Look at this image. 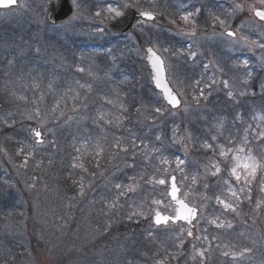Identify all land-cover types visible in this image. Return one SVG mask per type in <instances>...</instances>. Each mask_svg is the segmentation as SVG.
I'll return each mask as SVG.
<instances>
[{
  "label": "rangeland",
  "instance_id": "374dc122",
  "mask_svg": "<svg viewBox=\"0 0 264 264\" xmlns=\"http://www.w3.org/2000/svg\"><path fill=\"white\" fill-rule=\"evenodd\" d=\"M70 1L73 17L56 26L45 20L49 0H20L14 10L0 11V117L8 121L0 120V264H158L155 260L172 264L179 255L182 264H264V191L255 182L264 177V169L250 185L229 180L241 138L247 137L243 153L250 150L264 163V139H257L264 131V89L259 87L264 84V48L250 49L241 39L264 43V24L254 17V9H264V4L135 0V9L158 12L162 19L157 25H138L134 33L120 38L107 31L113 19L107 9L125 11L129 9L124 8L125 0ZM195 3L206 8L229 5V12L219 11H227L224 26L216 19L223 20L222 14L211 18L212 26H200L202 16L197 15L190 18L195 25L186 24L181 16L195 12L191 9ZM237 4L242 10L235 9ZM240 14L245 26H231ZM100 28L103 31H97ZM228 28H234L240 40L227 36ZM192 31L195 35L185 34ZM147 46L162 56L168 80L184 101L177 112L167 108L154 88L145 64ZM202 63L210 70L205 67L203 78L197 79L192 69L197 74ZM242 65L253 73L241 75L237 66ZM41 94L43 102L33 104ZM77 94L79 99L74 100ZM21 95L27 103L17 99ZM57 101L60 109L53 115ZM36 107L40 117L29 119ZM157 107L162 114L155 112ZM36 127L46 136L40 145L30 131ZM117 142L128 152L114 147ZM218 145L226 152L232 149L227 159L219 156ZM20 148L33 153L24 168L20 167L24 155L17 154ZM238 155L243 162L245 156ZM162 158L169 163H162ZM177 158L184 160L183 171L176 167ZM80 164L83 168L73 167ZM213 164L221 168L217 175L211 174ZM239 172L243 175V168ZM172 174L179 177L184 198L201 210L193 236L187 235L185 226L159 233L161 229L152 224L155 211H174L167 200ZM153 178L166 183L150 182ZM117 184L122 187L117 189ZM127 185L135 190L127 192ZM241 188L246 206L238 210L237 218L242 223H236L239 220L230 212L221 220L214 200L223 193L222 198L236 202L231 191ZM249 188L251 200L246 198ZM256 192L260 194L254 196ZM113 202L118 207L108 208ZM133 212L143 215L128 219ZM217 217L224 227L210 223ZM245 248L251 251L236 259L223 255Z\"/></svg>",
  "mask_w": 264,
  "mask_h": 264
},
{
  "label": "snow or ice",
  "instance_id": "6c2138e0",
  "mask_svg": "<svg viewBox=\"0 0 264 264\" xmlns=\"http://www.w3.org/2000/svg\"><path fill=\"white\" fill-rule=\"evenodd\" d=\"M50 3H52V0H49ZM260 2L262 4H264V0H260ZM73 3H75V0H73ZM17 4V0H0V8H11L13 6H15ZM137 7V3L134 2L133 3H128L127 0H125V4H124V8H135ZM235 9H240L242 10V6L237 4L235 6ZM108 13H110L113 17V19L118 18V17H123L125 15V12L122 11L119 7H112L109 6L107 9ZM201 12V9L197 8L195 10V12H188L185 15L181 16V19L187 24L189 22H191L193 25H195V20H191L190 18L198 15ZM254 15L256 17H258L261 21H264V10H259V9H254ZM96 16L99 17L101 16V12L97 11L96 12ZM139 16L144 18L145 20H154L156 19V16L153 12L150 11H140L139 12ZM217 20H219L220 25L223 27L224 26V21L220 20L219 17H216ZM173 23H175V21H172ZM97 31H103L102 28L97 29ZM187 35H195V32H189V33H185ZM226 34L230 37H234L236 35L235 32L227 30L226 29ZM241 39H243L245 42H247L249 44V48L251 49V47L255 46V47H260V48H264V43H259L257 44V42L255 40L252 41H248L247 37H242ZM164 51H168V49H164ZM147 53H148V60L151 64L152 70H153V80L155 82L156 88L160 90L161 94L163 95L164 99L166 100L167 104L169 106H171L172 108H177L180 105V99L178 97V94L176 92L173 91L172 88L169 87V82L166 76V69H165V61L161 58L160 55L157 54V52L153 49V48H148L147 49ZM193 57L195 56V53H192ZM247 62H245L246 64ZM205 67L207 68V65H205ZM79 71H84V69H78ZM247 83V81H245ZM199 83V82H197ZM213 83H215V81H213ZM224 86L228 87V82L224 81ZM39 86L37 84H33V88H38ZM49 87H51V83L49 84ZM80 87H85L84 85H81ZM90 88V86H88ZM261 89H264V84H261L259 86ZM245 93H241V95H244ZM201 97H203V90H201L200 92ZM229 97H231L232 93L229 92L228 93ZM253 95H255V90L253 91ZM74 100H78L79 99V94H77L76 96L72 97ZM17 99L24 101L25 103L28 102V98L24 95H21L19 97H17ZM44 99L43 94L40 95V97L34 98L32 103L33 104H39L42 103ZM196 102L199 103V98H195ZM206 99V97H205ZM109 103H111V101H109ZM60 109V102L57 101V103L53 106V108L51 109V112L53 113V115L57 112V110ZM73 110H76L75 104L73 105ZM156 113H161L162 114V109L157 107L155 109ZM10 115V114H9ZM41 113H40V108L36 107L33 109V114L29 116V119H36L38 117H40ZM60 115H64L63 110H60ZM100 119H103V114L99 117ZM69 119H71V117H69ZM0 120L3 121L4 124H7L8 121L6 119H4L3 117H0ZM109 123H111V121H108ZM41 123H43V121H41ZM30 131L33 134V137L36 141V144H42L44 142L43 137H42V133L39 130V128H33L30 129ZM157 139H160V137H157ZM216 138L213 137V140H215ZM257 139H264V131H261L258 133L257 135ZM245 140H247V137H245ZM179 142V141H177ZM207 148H211L212 145L211 144H205L204 145ZM114 147L118 148L120 152H128V148L126 146H121L119 142L116 143V145H114ZM220 151H219V156L223 157L224 159H227V155L228 152L232 151V149H228V152L225 151V147L224 145H218ZM77 151H79V149H77ZM103 150L100 149L97 152V155H100V153ZM237 152L243 153L245 151V149L243 147H239L236 149ZM18 155L23 154L24 155V159L22 161V163L20 164L21 168H24L28 165L29 162V158H31L33 156V153L31 151L29 152H25L24 148H20L17 152ZM233 159L237 162L233 167H231L230 169V175L232 177L235 178L236 182L239 183L241 181V179L244 180L246 185H250L252 180L256 179V175H257V171L259 169H264V163L257 161V159L251 155V151L249 150V154L248 156H246L245 162L243 164H240V157L239 156H233ZM162 163L167 164L169 163V161L166 158H162L161 160ZM182 164H184V160L177 158L176 161V167L177 169H180L181 171H183V169L180 167ZM79 166L81 168H83V165H73V167ZM99 166V165H97ZM132 165H129V167H131ZM212 167L215 168V171L212 172V175H217L220 173L221 168L219 167V164H213ZM238 168H243V175L238 172ZM85 171H87V169H84ZM166 171V169H165ZM134 179V178H132ZM150 182H154L156 184L159 185H164L166 183L165 179L160 178V179H155L153 178L152 181ZM193 182H195V178H193ZM225 183H227V181H225ZM35 185H31V187H34ZM115 187L117 189H120L122 186L120 184L115 185ZM125 190L127 192H131L134 191L135 189L131 186V185H127L124 186ZM205 187H207V185H205ZM261 191H264V183H262ZM241 193L244 192V189L241 188ZM178 192L179 189L177 187L176 184V177L172 176L171 177V183H170V190L168 191L167 195L171 198V202L176 206V210H175V215L174 216H167V215H163L159 210L155 211V215L153 217V222L155 225H160L161 223L163 224H168L169 221L172 222H176V221H184L189 225H192L193 220L196 219V215H197V209L195 207L189 206L188 203H186L183 199L179 198L178 196ZM251 189H248V195L246 196L247 199L251 200ZM83 185H81L80 187V195H83ZM121 195H124V192L120 193ZM231 196L235 197L237 201H240V197L237 195L236 191H231ZM217 202L223 206L225 211H232V212H237V208H238V204H233V203H229L226 202L224 199H221L220 197H216ZM242 203V201H240ZM153 204L156 205H162L163 201L161 200H153L152 202ZM260 203L257 202V208H259ZM118 207V204L116 202H113L111 204H108V208L113 209ZM134 215H143V213H137V212H133L131 215L128 216V219H132V216ZM219 218L217 217V219L211 220L210 223L216 225V227H224V222L221 221L220 223H217V220ZM106 227H110V225L106 226ZM227 227L231 228L232 224L228 223ZM188 236H192L193 233L191 230L188 231L187 233ZM199 238V237H198ZM204 239H207V237H204ZM251 251L250 249H243L241 252L239 253H229L227 251L223 252L224 256H229L231 255L233 259H236L237 256L242 257L246 252ZM199 255L203 256V252L199 253ZM158 264H162V262H158Z\"/></svg>",
  "mask_w": 264,
  "mask_h": 264
},
{
  "label": "water",
  "instance_id": "95a60500",
  "mask_svg": "<svg viewBox=\"0 0 264 264\" xmlns=\"http://www.w3.org/2000/svg\"><path fill=\"white\" fill-rule=\"evenodd\" d=\"M19 5V0H17V4L11 8H0V11H4V10H10V9H14V8H17ZM73 14V8L70 4V1L69 0H55L53 1L49 8H48V13H47V22L49 24H52V25H55L57 23H60V22H63L67 19H69ZM156 19L154 20H145L144 18L140 17L139 16V12H137L136 10L134 9H129L127 11H125V15L123 17H120L119 19L113 21L109 26H108V30L111 31V32H114L118 35H126L130 32L133 31L136 23L138 22H144V23H152V22H155L157 21L160 16L159 15H156ZM258 18V17H257ZM259 19V18H258ZM260 20V19H259ZM147 49H145V52H146V56H147V59H146V64L148 66V69H149V72L151 74V77H152V81H153V84L156 88V85H155V82L153 80V70H152V67H151V64L148 60V53H147ZM158 54V53H157ZM159 55V54H158ZM166 69V67H165ZM166 76H167V72H166ZM168 79V78H167ZM169 82V81H168ZM169 87L172 88V86L170 85L169 83ZM173 89V88H172ZM156 90L160 92L159 89L156 88ZM174 92H176L174 89H173ZM177 93V92H176ZM178 94V93H177ZM163 96V95H162ZM179 99H180V105L179 107L177 108H172L171 106H169L166 102V104L168 105V107L172 110H179L182 105H183V102H182V99L180 98V96L178 95ZM164 98V97H163ZM39 130L41 131L42 133V137H43V140L45 141V135L43 133V131L39 128ZM44 143V142H43ZM172 177V176H171ZM176 177V176H175ZM170 183H171V179H170ZM176 184H177V187L179 189V192H178V196L179 198L183 199V194H182V190L181 188L179 187L178 185V180H177V177H176ZM170 187V185H169ZM170 190V189H169ZM170 201H171V198L169 197ZM184 200V199H183ZM185 201V200H184ZM186 202V201H185ZM187 203V202H186ZM173 204V203H172ZM174 205V204H173ZM190 206V205H189ZM176 207V206H175ZM197 209V215H196V219L193 220V223L192 225H189L187 224L186 222L180 220V221H176V222H172V221H169L168 224H163L161 223L160 225H156L157 227H168V226H178L179 224H184L192 229H194L197 225V222L200 218V210L198 208ZM163 215H167V216H172V215H169V214H164L162 213ZM154 224V222H153ZM155 225V224H154Z\"/></svg>",
  "mask_w": 264,
  "mask_h": 264
},
{
  "label": "trees",
  "instance_id": "16d2710c",
  "mask_svg": "<svg viewBox=\"0 0 264 264\" xmlns=\"http://www.w3.org/2000/svg\"><path fill=\"white\" fill-rule=\"evenodd\" d=\"M245 139V138H244ZM243 139V141H242V143L240 144V145H238V148L239 147H242V144H243V142L245 141ZM238 153L239 152H237L236 153V155L235 156H239L238 155ZM241 155H243V156H248V154H242L241 153ZM237 162L233 159V162H232V167L236 164ZM244 163V159H243V162L242 161H240V164H243ZM240 171V168H238V172ZM242 171V170H241ZM232 178H234V177H232L231 175H230V177H229V180L230 179H232ZM263 178L264 177H260V178H258V179H256L255 180V182H257V184H258V190L260 191V188H261V185H262V182H263ZM259 180H260V182H259ZM223 182H225V180L223 181ZM234 182H236V180H235V178H234ZM237 184H240V185H244V180H241L239 183H237ZM245 186V185H244ZM238 189V188H237ZM236 192H237V195L240 197V201H242V205H239L238 203H241L240 201H237L236 200V198H235V200H236V202L235 201H231V200H227L226 198H222V194H220L218 197H220L221 199H224L226 202H229V203H233V204H238L239 206H238V208H237V212H232V211H225L224 210V208H223V206L222 205H220L218 202H217V199H215L214 200V203L216 204L215 205V209H216V211H217V213H218V215L220 216V218H221V220H225V214L227 213V212H230V213H234V215H236V217H235V220H239L238 218H237V215H238V210H240V209H242L243 207H245L246 206V203L244 202V201H246V199L243 197V195H242V193L240 192V190H236ZM240 192V193H239ZM263 192V191H262ZM260 193L259 192H256L255 193V195L254 196H258ZM241 195V196H240ZM252 199V198H251ZM253 200H254V198H253ZM252 200V201H253ZM252 201H251V204H252ZM250 203V202H249ZM241 218V217H240ZM227 219V218H226ZM231 220H232V218H231ZM242 223L241 222V220H239V221H236V223ZM236 228H238L237 230H241V228H243V224H241V225H236ZM162 230V229H161ZM158 230L157 232H159V233H161V232H163V231H165V230ZM148 247H150V245H148V246H146V248H148ZM184 247V246H183ZM181 261H182V258L180 257V255L178 256V257H174L173 258V260H172V264L174 263V264H182L181 263ZM158 262H161V261H159V260H155L153 263H158ZM162 264H170V261H162ZM205 264H208V262H206Z\"/></svg>",
  "mask_w": 264,
  "mask_h": 264
},
{
  "label": "flooded vegetation",
  "instance_id": "af4514ba",
  "mask_svg": "<svg viewBox=\"0 0 264 264\" xmlns=\"http://www.w3.org/2000/svg\"><path fill=\"white\" fill-rule=\"evenodd\" d=\"M161 5L165 6V2H162ZM146 6H148V4H146ZM224 6L226 9L229 7V5H227V4H224ZM161 7H162V9H164L163 6H161ZM212 7L213 6H208V8H206L205 6L202 7L200 4H196V3L194 4V6L192 8L193 10H196L197 8L202 10L201 14L197 15V18H199V19L202 16V18L200 19V21H201L200 26H202V24H204L205 26H212V22H213V19H211L212 18ZM229 10L230 9H227L228 12H229ZM205 11H210V12H207L205 14ZM203 17H205L206 19H204ZM161 18H162V16H161ZM161 18L155 23L140 22L136 26H138V25H144V26L157 25L161 21ZM224 19H225V17H224ZM177 23L179 24V22H177ZM163 26H166V24H164ZM218 26H221V25L219 24ZM231 26H245V17L243 16V14L242 15L240 14L239 18L236 19L234 22H232Z\"/></svg>",
  "mask_w": 264,
  "mask_h": 264
}]
</instances>
